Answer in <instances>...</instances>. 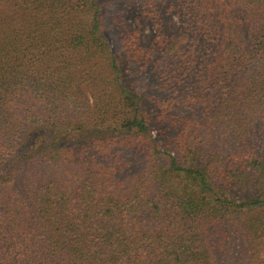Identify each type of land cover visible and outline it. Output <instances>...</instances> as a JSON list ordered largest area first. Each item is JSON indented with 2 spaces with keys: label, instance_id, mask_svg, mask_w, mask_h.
I'll return each mask as SVG.
<instances>
[{
  "label": "trees",
  "instance_id": "obj_1",
  "mask_svg": "<svg viewBox=\"0 0 264 264\" xmlns=\"http://www.w3.org/2000/svg\"><path fill=\"white\" fill-rule=\"evenodd\" d=\"M233 222L263 264L264 0H0V264H213Z\"/></svg>",
  "mask_w": 264,
  "mask_h": 264
},
{
  "label": "rangeland",
  "instance_id": "obj_2",
  "mask_svg": "<svg viewBox=\"0 0 264 264\" xmlns=\"http://www.w3.org/2000/svg\"><path fill=\"white\" fill-rule=\"evenodd\" d=\"M136 14L137 13L135 11L129 14V16L127 17L129 22ZM150 32L151 30L149 28H146L143 31L142 36H146ZM111 43L114 45L112 40ZM146 77L141 76V82H146ZM153 134H156L155 131H153ZM31 169L32 172L29 170L24 173L23 176H27L29 175V173L32 174L34 172L38 178H47L53 174L54 170L50 165L45 164H35L33 167L31 165ZM63 169H65V166L63 167ZM232 224L234 226L233 229H231V224H228L226 227L228 232L224 237V240H220L221 247H218L217 243H214L213 247L211 248L213 264H253V253L247 239L240 232L238 223L233 222ZM260 257L261 263L264 264V254Z\"/></svg>",
  "mask_w": 264,
  "mask_h": 264
}]
</instances>
